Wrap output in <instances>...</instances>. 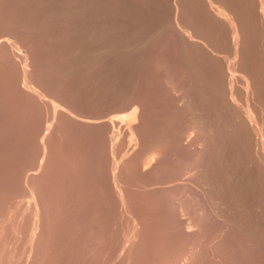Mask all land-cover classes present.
I'll return each mask as SVG.
<instances>
[{
    "label": "rangeland",
    "instance_id": "obj_1",
    "mask_svg": "<svg viewBox=\"0 0 264 264\" xmlns=\"http://www.w3.org/2000/svg\"><path fill=\"white\" fill-rule=\"evenodd\" d=\"M0 264H264V0H0Z\"/></svg>",
    "mask_w": 264,
    "mask_h": 264
},
{
    "label": "bare ground",
    "instance_id": "obj_2",
    "mask_svg": "<svg viewBox=\"0 0 264 264\" xmlns=\"http://www.w3.org/2000/svg\"><path fill=\"white\" fill-rule=\"evenodd\" d=\"M247 114H249V113H247ZM256 121V120H255ZM253 124V123H252ZM257 126V125H256ZM190 137V136H189Z\"/></svg>",
    "mask_w": 264,
    "mask_h": 264
}]
</instances>
